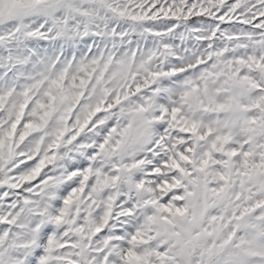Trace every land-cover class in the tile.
I'll list each match as a JSON object with an SVG mask.
<instances>
[{"label":"snow or ice","instance_id":"6c2138e0","mask_svg":"<svg viewBox=\"0 0 264 264\" xmlns=\"http://www.w3.org/2000/svg\"><path fill=\"white\" fill-rule=\"evenodd\" d=\"M0 264H264V0H0Z\"/></svg>","mask_w":264,"mask_h":264}]
</instances>
